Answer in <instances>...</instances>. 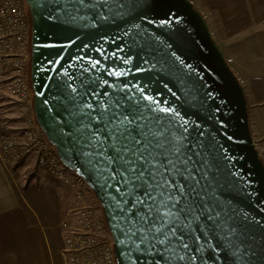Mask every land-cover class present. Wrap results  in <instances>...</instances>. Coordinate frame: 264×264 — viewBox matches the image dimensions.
Here are the masks:
<instances>
[{"label": "water", "instance_id": "obj_1", "mask_svg": "<svg viewBox=\"0 0 264 264\" xmlns=\"http://www.w3.org/2000/svg\"><path fill=\"white\" fill-rule=\"evenodd\" d=\"M37 122L118 264H264L246 89L192 0H26Z\"/></svg>", "mask_w": 264, "mask_h": 264}, {"label": "built area", "instance_id": "obj_2", "mask_svg": "<svg viewBox=\"0 0 264 264\" xmlns=\"http://www.w3.org/2000/svg\"><path fill=\"white\" fill-rule=\"evenodd\" d=\"M32 17L26 0H0V91L11 95L26 116L22 129H0V152L8 163L26 156L61 178L75 193L78 203L62 220L65 264H118L115 245L103 210L83 177L60 159L55 145L40 128L34 109L30 80Z\"/></svg>", "mask_w": 264, "mask_h": 264}, {"label": "crops", "instance_id": "obj_3", "mask_svg": "<svg viewBox=\"0 0 264 264\" xmlns=\"http://www.w3.org/2000/svg\"><path fill=\"white\" fill-rule=\"evenodd\" d=\"M192 1L207 17L241 82L250 84L253 77L264 78V0ZM215 14L223 25L224 37L217 29ZM18 161L6 163L0 152V264H55V246L47 228L32 223L21 203L17 191L21 189L13 175ZM38 180V184H49L58 191L66 210L78 203L74 191L61 178L39 165Z\"/></svg>", "mask_w": 264, "mask_h": 264}, {"label": "trees", "instance_id": "obj_4", "mask_svg": "<svg viewBox=\"0 0 264 264\" xmlns=\"http://www.w3.org/2000/svg\"><path fill=\"white\" fill-rule=\"evenodd\" d=\"M195 7L198 8L196 5ZM214 16H215L214 20L217 29L219 31V34L221 37H224L225 36L224 28L221 23V20L217 14H215ZM205 18L206 20H208L206 16ZM212 33L213 36L218 41L213 30ZM30 80H31V64H30ZM249 85H250L249 89L246 86L244 87L246 89V95L249 101V115H250V125H251L252 106L255 105L257 107L260 106L264 107V78L253 77L251 78ZM2 131L6 132V129L3 128ZM251 131L253 134L252 126H251ZM261 157L263 158L262 154ZM17 191L20 196L21 203L24 209L26 210L30 221L35 224L41 223L47 228L49 239L50 241L53 242L55 246L54 249L55 264H65V260L62 254L64 243L61 235L60 224L66 215V209L58 191L49 184L27 185L25 188Z\"/></svg>", "mask_w": 264, "mask_h": 264}, {"label": "rangeland", "instance_id": "obj_5", "mask_svg": "<svg viewBox=\"0 0 264 264\" xmlns=\"http://www.w3.org/2000/svg\"><path fill=\"white\" fill-rule=\"evenodd\" d=\"M242 83L246 84L248 89L250 88L249 82L242 80ZM25 125L26 116L22 113L17 101L11 95L0 91V129L4 128L6 132L13 133ZM251 126L257 147L264 159V108L261 106H252ZM13 175L20 189L41 181L38 180V165L31 157L20 159L14 168ZM98 208L103 210L101 204ZM66 211L68 212V210Z\"/></svg>", "mask_w": 264, "mask_h": 264}]
</instances>
